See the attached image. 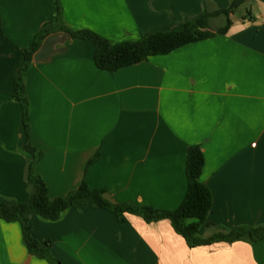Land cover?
Segmentation results:
<instances>
[{
  "label": "crops",
  "instance_id": "1",
  "mask_svg": "<svg viewBox=\"0 0 264 264\" xmlns=\"http://www.w3.org/2000/svg\"><path fill=\"white\" fill-rule=\"evenodd\" d=\"M207 1L212 11L232 0ZM59 5L55 26L114 42L174 30L204 11L203 0ZM238 10L244 14L230 18L225 34L114 72L95 66L91 42L69 37L47 62L31 61L29 144L42 152L36 172L49 198L85 179L117 203L174 210L186 193L187 150L198 146L212 201L199 235L264 226V0ZM54 11V0H0V196L20 202L28 197V155L13 79L22 49ZM126 217L121 223L107 209L77 205L55 222L33 216L32 237L50 242L55 264H264V239L189 247L168 220ZM0 264L50 263L28 254L18 223L0 220Z\"/></svg>",
  "mask_w": 264,
  "mask_h": 264
},
{
  "label": "trees",
  "instance_id": "2",
  "mask_svg": "<svg viewBox=\"0 0 264 264\" xmlns=\"http://www.w3.org/2000/svg\"><path fill=\"white\" fill-rule=\"evenodd\" d=\"M54 2L53 21L43 24L33 41L22 49V61L13 79L14 97L22 109L23 148L28 155L23 174L28 197L20 202L0 196V220L19 224L22 242L28 254L55 264V259L48 249L50 242L38 241L32 237V217L55 222L69 208L77 205L107 209L113 212L121 223L127 221V215L139 216L146 222L168 220L174 231L184 238L189 247L206 246L215 242H252L264 239V226L236 228L215 233L207 238L199 235V228L210 212L212 201L209 189L200 179L204 159L198 146H190L187 150L185 162L187 188L182 202L174 210H160L130 202L112 204L102 197L104 190L90 189L85 179L65 197L50 199L46 184L36 172V165L43 156L42 152L29 144V100L25 93V71L32 61L33 54L48 35L62 31L71 39L91 42L94 46L95 66L101 70L114 72L145 61L152 56L166 55L186 44L210 38L215 34H225L231 25L230 15L245 0H232L228 7L212 11L208 10V1L203 0L204 11L200 15L189 17L180 27L168 31L147 32L138 39L119 42L111 41L88 29L72 31L65 26H55L60 16V5L59 0ZM219 16L225 17V24L216 30H211L210 20ZM96 158L97 154L89 161V164Z\"/></svg>",
  "mask_w": 264,
  "mask_h": 264
},
{
  "label": "water",
  "instance_id": "3",
  "mask_svg": "<svg viewBox=\"0 0 264 264\" xmlns=\"http://www.w3.org/2000/svg\"><path fill=\"white\" fill-rule=\"evenodd\" d=\"M66 39H68L67 33L56 32L48 35L41 43L39 49L33 54L32 62H47L52 55L64 51L63 44ZM102 197L112 204L116 203V201L107 193H104Z\"/></svg>",
  "mask_w": 264,
  "mask_h": 264
},
{
  "label": "rangeland",
  "instance_id": "4",
  "mask_svg": "<svg viewBox=\"0 0 264 264\" xmlns=\"http://www.w3.org/2000/svg\"><path fill=\"white\" fill-rule=\"evenodd\" d=\"M243 14L244 12L242 10H238L233 15H231L230 18L232 21H237V19H239ZM224 24H225L224 16H219L210 20L211 30H216V28L222 27Z\"/></svg>",
  "mask_w": 264,
  "mask_h": 264
}]
</instances>
